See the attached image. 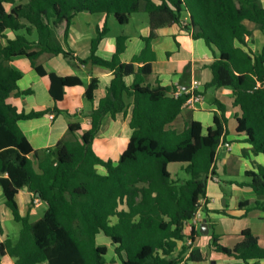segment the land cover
<instances>
[{"label":"trees","instance_id":"trees-1","mask_svg":"<svg viewBox=\"0 0 264 264\" xmlns=\"http://www.w3.org/2000/svg\"><path fill=\"white\" fill-rule=\"evenodd\" d=\"M139 12L149 15L150 34L144 38L143 51L129 63L121 60L125 35L117 37L111 60L97 55L110 32L107 22L97 28L86 59L60 41L61 35L69 37L79 14L114 16L120 25H127ZM247 22L264 34L261 0H0V186L6 207L22 225L17 241L7 238L0 243V263L9 256L14 264H108V247L97 240L100 234L110 239L121 264L205 261L207 255L192 248L196 230L186 235L185 222L202 209L209 179L217 174V151L228 123L226 107L217 103L220 115L214 116L215 126L205 131L199 121H191L181 131L172 128L189 95L174 97L172 88L147 82L156 59L152 41L157 29L177 24L194 39L206 42L215 56L210 66L213 78L206 88L232 90L234 106L241 110L237 132L247 135L254 155H264V45L258 53L245 48L253 37ZM43 54L106 68L113 78L96 107L99 80L93 78L87 85L85 99L91 109L85 118L91 123L82 135L77 133L83 125L70 123V137L35 150L19 122L41 118L50 110L19 111L9 102L23 78L12 62L29 59L40 76L48 77L56 103L65 99L68 89L84 85L78 76L48 73L37 64ZM130 76L134 81L128 85ZM130 108L126 149L118 160L102 158L94 141L106 118L126 116ZM173 163L183 164L189 178L176 180L169 171ZM245 176L241 186L251 188L256 199L240 203L243 216L254 210L264 212V165L255 163ZM26 187L33 201L45 207L44 216L36 222L20 213L17 195ZM205 212L210 221L209 211ZM217 212L239 218L227 210ZM220 239L212 233L214 252L244 263L264 260V247L250 229L241 232V241L233 248L222 245Z\"/></svg>","mask_w":264,"mask_h":264},{"label":"crops","instance_id":"crops-1","mask_svg":"<svg viewBox=\"0 0 264 264\" xmlns=\"http://www.w3.org/2000/svg\"><path fill=\"white\" fill-rule=\"evenodd\" d=\"M264 7V0H261ZM10 6H8V10ZM86 13L79 14L73 22L69 37L64 39L60 37V41L66 49L72 50L75 54L80 56V53L89 48L90 56L91 41L95 37L91 23L82 24L77 29V20L81 18H88ZM110 17L103 14V18L95 28V33L98 27H102L106 22L108 24ZM130 23V22H129ZM128 25V24H127ZM248 27L253 31V37L248 38V47L254 53L262 50L264 45V34L257 29L255 24L247 22ZM110 34V32H109ZM108 34V35H109ZM150 34V19L149 25L145 26L138 34L123 33L127 37L126 49L121 54L122 62H131L133 57L139 55L145 48L144 38ZM156 38L152 41V48L156 59L152 62V74L148 77L147 82L151 86L161 85L172 88L174 91L185 92L190 89L193 81L197 80L201 83L200 91L203 95V100L195 106V109L184 107L181 115L172 124V128L183 130L191 121H199L202 123L204 131L210 127H214V116L220 115V110L217 105L218 102L226 107V118L228 120L226 133L222 139V143L217 151L216 156V180H209L207 188V200L202 201V209L204 220H207L209 230L202 228V225L196 229L195 239L193 242V249H200L203 254L207 255L206 260L210 259L212 264H264V260H252L244 263L241 260L223 256L220 253L214 252L211 248V235L213 232L217 234L220 227V222L231 224L230 221L239 222L235 229L229 228L225 230L221 236L220 243H223V237L235 236V241L230 247H234L241 241V232L245 229L244 221L249 220L250 216L256 213V216L264 218L263 211L254 210L243 216L244 210L240 209V203L247 200H255L256 195L251 188L242 187L241 184L247 181L245 176L246 171L254 169L255 163L264 165V155H254L252 146L247 142V135L239 134L237 132V117L240 116L241 110L234 106V96L232 90L227 88H206L212 81L213 74L210 66L215 61V56L212 50L208 47L206 42L202 39H194L189 32L183 30L179 25L173 24L171 26L162 27L156 30ZM13 36L12 33H10ZM108 35L102 41L97 55L103 59L111 60L116 51L117 38L115 41L109 39ZM120 36V35H119ZM88 56V57H89ZM87 57V58H88ZM53 65L51 70L44 64ZM38 65L43 66L48 73L55 72L60 76H78L72 74L70 63L62 56H54L51 54H43L37 61ZM12 65L23 73V78L19 81V89L12 94L9 102L17 107L19 111L31 112L49 109L50 112L43 117L32 120H21L19 126L26 135L31 145L35 150L48 149L55 146L61 139L70 137L69 125L70 123L79 122L83 125L81 131L77 133L78 136L90 125V119L85 118L87 112L91 109V104L85 101V92L87 85L90 84L93 78L99 80V88L95 91V103L98 105L101 98L107 94L113 78L111 70L96 66V65H82L80 63H73V67L79 70V73L86 77V82L82 79L84 85L67 90V95L62 102L56 103L50 95V83L48 77L40 76L32 67L29 59L21 57L12 62ZM142 65V64H141ZM72 74V75H71ZM134 77L126 78V83L131 85ZM76 90H80L77 92ZM30 91V94H26ZM72 93L73 108L60 109V104L64 103L66 98ZM172 95V93H171ZM210 95V100L207 96ZM68 112L72 117L67 116ZM74 115H77L76 117ZM78 117L81 119L79 120ZM131 117V108L128 114H118L115 119L107 117L102 130L94 141V148L98 155L104 159L118 160L121 154L126 149L131 136V129L129 126ZM229 143L230 149L226 147ZM183 168V165L181 166ZM105 172L104 169H100ZM172 173V172H171ZM224 174L230 178L239 177L240 180L227 179L223 180L221 175ZM173 175V173H172ZM23 195L27 203L31 204V213L40 210L43 204L39 200L33 201L32 194L28 189L20 190L17 198ZM4 196L2 187L0 186V199ZM1 201V200H0ZM5 204V198H4ZM6 206V205H5ZM45 208V207H44ZM209 211V219L205 210ZM227 210L229 213L236 215L239 218H232L217 211ZM21 213V212H20ZM22 215V214H21ZM23 216V215H22ZM117 218H112V223H116ZM246 222V221H245ZM202 223V224H203ZM212 225L215 228H212ZM186 235H190L189 229L185 228ZM102 234L98 236L99 238ZM104 236V235H103ZM10 238L0 223V243ZM103 245L108 247V255H110V264H121L117 255L114 252V246L110 239L105 237ZM183 245L181 242L179 248ZM224 245V244H222ZM229 247L227 244L224 245ZM229 247V248H230ZM211 252V253H210ZM204 262V261H202ZM0 264H14V260L6 256ZM109 264V263H108ZM197 264V263H194Z\"/></svg>","mask_w":264,"mask_h":264},{"label":"rangeland","instance_id":"rangeland-1","mask_svg":"<svg viewBox=\"0 0 264 264\" xmlns=\"http://www.w3.org/2000/svg\"><path fill=\"white\" fill-rule=\"evenodd\" d=\"M19 3H25L27 2V0H18ZM90 15V14H88ZM103 18V14H97V15H93V16H88V18H81V20H77V29L80 28L81 23L85 24V23H91V27L93 28L94 31V36H96L95 33V28L97 26V24L100 23V20ZM149 25V15L146 12H139V13H135L132 15L130 23L128 25H120L114 16H110L109 22H108V27L110 29V34L108 35L109 39H113L115 41V39L123 34V33H130V34H138L139 32H141V30L145 27ZM256 26V25H255ZM62 37V35H61ZM87 53H89V48L86 49L85 51L83 50L80 53V56L83 58H87L89 55H86ZM44 64L48 67L49 70H51L53 68V65H47V63L45 61H43ZM70 69H72V74H77L78 76H80L85 82H86V77L84 75H82L81 73H79V70L76 69L75 67H73L72 64H70ZM51 68V69H50ZM71 74V75H72ZM231 90V89H229ZM77 92H80V90H76ZM210 95L207 96V100H210ZM86 101V100H85ZM74 102L72 99V93H70V95L66 98L65 102L60 104V109H66L68 108L67 106L73 108ZM79 120H81L78 117ZM183 164L180 163H173L169 165V171L173 173V177L176 180H180V181H184L186 179L189 178V175L182 169ZM221 178L223 180H227V179H233V180H237L239 181L240 178L239 177H234V178H230L224 174L221 175ZM0 223L2 224L4 230L6 232H8L9 237L14 240L17 241L20 237V232L22 230V225L18 222H16L13 218V214L12 212L5 206L4 204V196H2V198L0 199ZM17 202L19 205V209L20 212L23 216H28L30 218L31 222H36L38 220H40L43 216H44V212H45V208L42 206V208L38 211H34V213H31V204L27 203V201L25 200L23 195H20L17 198ZM262 215H264L262 213ZM230 221L231 224L227 225L226 222H220V227L217 231V234L223 235V233L225 232V230H229V228L231 229H235L239 225V222H235V221ZM246 221V222H245ZM244 221V227L246 228H251L253 230V234L255 236H257L260 240V245L264 247V218H260L259 216H256V213H254L253 215L250 216L249 220H245ZM104 239L105 236H103V234L100 236L99 238V244L103 245L104 243ZM223 243L224 245H228L229 247L231 246V244L234 243L235 241V236H225L223 237ZM232 248V247H230ZM211 253V252H210ZM107 261L110 264V255H108L107 257ZM197 264H212L211 260H205L204 262H198Z\"/></svg>","mask_w":264,"mask_h":264},{"label":"built area","instance_id":"built-area-1","mask_svg":"<svg viewBox=\"0 0 264 264\" xmlns=\"http://www.w3.org/2000/svg\"><path fill=\"white\" fill-rule=\"evenodd\" d=\"M201 88V83L197 80L193 81L191 87L189 90L185 92L177 91L173 93L174 97H180L183 94L189 95V98L185 102V107L189 109H195V106L198 103H201L203 100V95L202 92L200 91ZM227 148H231L229 143L225 144ZM220 147V146H219ZM209 180H216L215 176H211ZM203 223V214L199 210L198 212L195 213V215L188 221L185 222V228L189 229L190 234L192 233L193 230L198 229ZM192 241L188 240V243L190 244ZM181 264H194V262L189 261L187 258L181 263Z\"/></svg>","mask_w":264,"mask_h":264},{"label":"water","instance_id":"water-1","mask_svg":"<svg viewBox=\"0 0 264 264\" xmlns=\"http://www.w3.org/2000/svg\"><path fill=\"white\" fill-rule=\"evenodd\" d=\"M26 189H28V188L26 187ZM202 228L206 229L207 231L209 230V225L207 223V220H204V223L202 224Z\"/></svg>","mask_w":264,"mask_h":264}]
</instances>
